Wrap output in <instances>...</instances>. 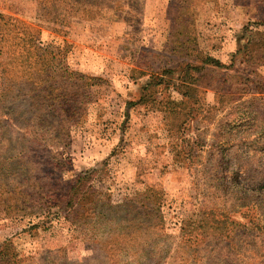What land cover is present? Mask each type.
I'll list each match as a JSON object with an SVG mask.
<instances>
[{"label":"rangeland","instance_id":"rangeland-1","mask_svg":"<svg viewBox=\"0 0 264 264\" xmlns=\"http://www.w3.org/2000/svg\"><path fill=\"white\" fill-rule=\"evenodd\" d=\"M15 21L40 26V40L57 52L66 49L72 68L106 80L82 104L72 122L69 153L53 170L50 154L42 149L33 151L32 160L20 153L30 150L34 135L26 119L44 110L32 109L28 88H11L1 73L12 59L25 56L20 52L22 26ZM244 41L248 46L238 55L237 68L206 65L201 71L199 81L220 91L216 99L224 110L214 108L207 118L199 114L182 134L178 125L184 115L174 116L188 107L178 102L172 85L162 84L148 93L176 107L165 134L149 127L150 120L156 121L142 103L129 108L125 119L127 100L137 99L151 73L159 77L160 62L199 63L210 54L229 64ZM259 60L264 61V0H0V249L8 253L3 264H264V136L258 139L255 125L233 121L238 109L226 115L232 98L246 88L247 76L254 81L246 83L251 100L239 112L250 105L264 118V64ZM174 77L168 75L172 82ZM2 88L8 96H1ZM169 134L180 152L176 161L168 154L158 160L162 143L173 139ZM114 149L111 188L88 187L87 205H117L153 188L161 193V212L138 226L130 222L141 217L135 211L108 208L104 220L81 207L76 225L60 193ZM52 152L60 154L62 148ZM91 158L95 162H87ZM21 191L29 193L25 203L17 201ZM217 224H225L224 230Z\"/></svg>","mask_w":264,"mask_h":264},{"label":"trees","instance_id":"trees-1","mask_svg":"<svg viewBox=\"0 0 264 264\" xmlns=\"http://www.w3.org/2000/svg\"><path fill=\"white\" fill-rule=\"evenodd\" d=\"M43 0H39V3L42 4ZM12 19V18H9ZM9 21V20H8ZM7 21L4 22V26L7 25ZM14 23V22H13ZM15 25L22 26V36L21 40V53H25V56L20 54L15 57L14 61H10L7 66H4L1 70L3 76L7 77L8 81L11 82V88H18L22 91L23 87L28 88V93L30 97V107L39 108L41 107L44 110V113L32 114L31 117L26 119L27 128L33 133L31 139L28 141L31 143L30 150L23 148L21 150L22 158L27 160H32L33 151H45L49 153L48 166L53 170L63 164L64 154H67L72 143V122L77 117L80 112V108L83 103L87 101V98L92 94V88L99 85L101 82L106 81L102 77L97 75H92L86 72H83L78 69L72 68L67 62V50L63 49L60 52L53 50L49 45L44 44L40 40L41 28L34 27L32 25L26 24L25 22L15 21ZM19 36V35H18ZM1 37H4L1 35ZM238 42H242L240 38ZM248 41H244L243 45H240L236 52L232 53L231 61L229 64L224 63L219 58H216L212 55H205V57L200 60L199 63L192 62H183L177 66H172L167 63L159 64L158 69L161 70L159 77L151 73L149 78L145 83L139 87L140 95L135 100H127L126 102V111L125 119L129 117V108L137 105L136 103L144 104V108L148 111L156 112L160 111L165 120H169V117H173V111L175 108H169L166 106L165 101L159 100L157 97L152 98V93H148V90L155 85L165 84L172 85V88L177 90L179 93V103L182 105H187L183 107H188V112L181 111L183 113L176 112L174 116H179V114L184 115V122L176 124L181 130V133L184 134L186 131V126L189 127L188 123L190 120H193L198 115H202L204 118H207L208 111L213 110L214 108L217 111H222L226 108L225 105H219V101L216 99L220 91L216 90V87H213L210 83H203L199 81L202 78L204 73H201L204 66H212L219 69H230L235 68L237 63V57L240 53L244 54ZM241 46V47H240ZM171 52L176 54V49L174 46L171 47ZM247 57V55H246ZM171 60V57H168ZM253 60V57H249V60ZM245 61H247L245 59ZM14 63V65H11ZM257 64H264V61L259 60ZM237 68V67H236ZM243 70V69H241ZM241 70H237V78L243 80L245 76L241 75ZM174 81L169 80L168 75H172ZM251 76V75H249ZM246 83H254L250 77L246 76ZM17 83L18 87L15 84ZM246 88L242 89V94L238 97L232 98L234 102L233 106L229 107V111L226 115H230L231 111L238 109L237 115L234 117V122H247L248 127L251 128L254 125L256 126V135L258 139L264 136V118H261L259 111L253 106L246 105L245 107L248 111L239 112L241 110L243 103H247L251 100L250 97H247V93L250 89V84H246ZM256 89H259L258 85ZM2 97L8 96V93L5 88H2ZM198 91L203 93L201 99L197 96ZM260 92V91H259ZM24 96H27L23 93ZM158 100V104L157 103ZM151 102V104H149ZM252 107V108H251ZM204 110V113H202ZM234 113V112H232ZM172 114V115H171ZM205 115V116H204ZM257 115L258 121L249 122V119H256ZM171 117V118H172ZM182 118V117H181ZM188 129V128H187ZM235 127H231L229 131H232ZM198 130V129H197ZM29 132V133H30ZM173 137L171 134H169ZM175 137L170 138L171 142L162 143L164 152L163 154L157 155V159L160 157L170 158V161H176V156L179 154L177 147L179 144H175ZM24 139V137H23ZM51 145V147H49ZM200 146L203 147V143H200ZM62 148V152L54 153L53 149ZM28 153V154H27ZM69 153V152H68ZM115 149L109 156V158L103 159L99 164L94 167L88 168L81 172L77 180L67 187L66 191L60 193V197L66 199L64 205L69 211L67 214L73 216V221L76 225L80 224L78 219L79 210L81 207H86L87 209L91 208L94 213V218H102L107 220V209L116 208L122 209L125 208L127 212L135 211L141 215L139 219L130 220L131 223L138 225L141 222L149 223L150 216H154L156 213L161 212L162 205V196L161 193L158 195L153 188H147L145 191L139 192L138 194L126 197L123 203L114 205L111 202H106L103 204L91 203L92 205L88 206L87 203V193L85 192L88 187L97 185L100 187L103 186L108 190L111 188L110 184H107V181L110 176L109 161L110 157L114 155ZM57 155H60L59 159ZM189 156H193L191 152H188ZM158 159V160H159ZM46 172V170H45ZM22 196L17 199L18 202L25 203L27 201L26 196H29V193L21 191ZM155 199L152 196H155ZM24 198V201L22 200ZM56 198L59 200V194H56ZM8 198H3V204L10 207L8 203ZM79 207V208H78ZM139 211V212H138ZM154 218V217H152ZM227 220V219H226ZM138 222V223H137ZM233 222V221H231ZM225 224H217L216 229L224 230ZM209 226V220L204 223V227ZM212 228V227H211ZM219 234H222L219 232ZM87 237V235H85ZM191 237H189L190 239ZM5 256H8L6 249L3 247L0 249V264H3Z\"/></svg>","mask_w":264,"mask_h":264},{"label":"crops","instance_id":"crops-1","mask_svg":"<svg viewBox=\"0 0 264 264\" xmlns=\"http://www.w3.org/2000/svg\"><path fill=\"white\" fill-rule=\"evenodd\" d=\"M88 58V57H87ZM222 60H223V58H222ZM149 116H151V118L154 120V118H155V123H152V120H150L149 121V124H150V128H152V129H157L158 130V132L159 133H164L165 134V131H168L167 129H166V126H164V125H166V123H167V121L164 119V117H163V115H162V113L160 112V111H156V112H151V114L149 115ZM160 124V125H159ZM150 128H148L149 129V131L150 130H152V129H150ZM146 131H147V128L145 129V130H143L142 131V136H144V135H146ZM148 142H149V140H148ZM133 143V142H132ZM165 143V142H164ZM163 143V144H164ZM137 144V141H136V143L134 144V145H136ZM111 148H112V145H111ZM110 147H109V149H111ZM110 151V150H109ZM108 152V151H107ZM108 154V153H107ZM103 155H104V153H103ZM105 155H106V153H105ZM100 157V156H99ZM95 160L96 159H89V160H87V162H95ZM85 162H86V160H85ZM93 164V163H92Z\"/></svg>","mask_w":264,"mask_h":264}]
</instances>
